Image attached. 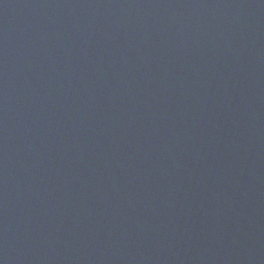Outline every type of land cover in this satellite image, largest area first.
Here are the masks:
<instances>
[{"label": "water", "instance_id": "water-1", "mask_svg": "<svg viewBox=\"0 0 264 264\" xmlns=\"http://www.w3.org/2000/svg\"><path fill=\"white\" fill-rule=\"evenodd\" d=\"M0 264H264V0H0Z\"/></svg>", "mask_w": 264, "mask_h": 264}]
</instances>
